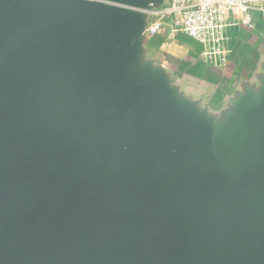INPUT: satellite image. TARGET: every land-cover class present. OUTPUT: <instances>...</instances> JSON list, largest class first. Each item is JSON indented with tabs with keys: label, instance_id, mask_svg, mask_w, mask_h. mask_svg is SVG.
<instances>
[{
	"label": "water",
	"instance_id": "water-1",
	"mask_svg": "<svg viewBox=\"0 0 264 264\" xmlns=\"http://www.w3.org/2000/svg\"><path fill=\"white\" fill-rule=\"evenodd\" d=\"M163 2L0 0V264H264V63L210 112Z\"/></svg>",
	"mask_w": 264,
	"mask_h": 264
},
{
	"label": "crops",
	"instance_id": "crops-1",
	"mask_svg": "<svg viewBox=\"0 0 264 264\" xmlns=\"http://www.w3.org/2000/svg\"><path fill=\"white\" fill-rule=\"evenodd\" d=\"M228 34L232 53L223 69L203 63L198 56L201 47L182 34L174 38H168L165 31L154 37L145 35V47L148 57L169 71L184 94L208 107L210 112L219 113L243 84L258 83L257 76L264 63L260 57L264 52V18L260 12H252L250 26L232 27Z\"/></svg>",
	"mask_w": 264,
	"mask_h": 264
},
{
	"label": "built area",
	"instance_id": "built-area-1",
	"mask_svg": "<svg viewBox=\"0 0 264 264\" xmlns=\"http://www.w3.org/2000/svg\"><path fill=\"white\" fill-rule=\"evenodd\" d=\"M264 18V0H164L157 8L146 10V37L165 31L168 38L185 35L201 50L200 60L217 69L225 68L232 53L228 30L250 26L252 12Z\"/></svg>",
	"mask_w": 264,
	"mask_h": 264
},
{
	"label": "rangeland",
	"instance_id": "rangeland-1",
	"mask_svg": "<svg viewBox=\"0 0 264 264\" xmlns=\"http://www.w3.org/2000/svg\"><path fill=\"white\" fill-rule=\"evenodd\" d=\"M189 38V37H188ZM192 40V39H191ZM261 56V58H264V52H262L261 54H260ZM175 79H177V77H175ZM179 79V78H178ZM178 82H179V80H177Z\"/></svg>",
	"mask_w": 264,
	"mask_h": 264
},
{
	"label": "trees",
	"instance_id": "trees-1",
	"mask_svg": "<svg viewBox=\"0 0 264 264\" xmlns=\"http://www.w3.org/2000/svg\"><path fill=\"white\" fill-rule=\"evenodd\" d=\"M158 44L157 43H155V46H157Z\"/></svg>",
	"mask_w": 264,
	"mask_h": 264
}]
</instances>
